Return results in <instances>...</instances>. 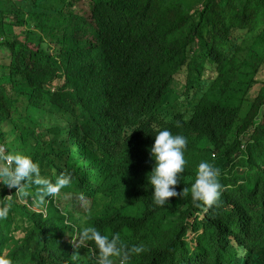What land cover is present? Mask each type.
Here are the masks:
<instances>
[{"label":"trees","instance_id":"obj_1","mask_svg":"<svg viewBox=\"0 0 264 264\" xmlns=\"http://www.w3.org/2000/svg\"><path fill=\"white\" fill-rule=\"evenodd\" d=\"M165 128L187 139L177 193L220 169L207 211L153 203ZM0 144L70 176L45 205L0 185L12 264H94L84 217L144 246L127 264H264V0H0Z\"/></svg>","mask_w":264,"mask_h":264},{"label":"clouds","instance_id":"obj_2","mask_svg":"<svg viewBox=\"0 0 264 264\" xmlns=\"http://www.w3.org/2000/svg\"><path fill=\"white\" fill-rule=\"evenodd\" d=\"M187 139L183 135H173L168 129H161L154 136V144L150 148V155L154 161L151 172L147 175L151 186L153 203L160 207L169 203V198L186 195L190 191L193 202H200L206 206L205 211L217 203L222 191L219 182L220 169L213 163L201 161L196 170L194 182L190 189L184 188L177 193L175 186L180 182L186 160L185 149ZM70 183V176L61 173L51 180L41 174L38 161L20 152L7 151L0 144V185L15 190V195L24 200L32 199L38 205H45L58 197L61 190ZM11 191L7 193L10 198ZM10 205L5 202L0 206V221L7 218ZM88 217L80 221V226L71 236L75 248L88 247L94 255V264H113V258L119 257V264H127L133 255H139L145 249L141 245H133L125 250L119 233H112L111 237L94 225L86 223ZM78 255H74L75 260ZM0 264H12V261L0 254Z\"/></svg>","mask_w":264,"mask_h":264},{"label":"rangeland","instance_id":"obj_3","mask_svg":"<svg viewBox=\"0 0 264 264\" xmlns=\"http://www.w3.org/2000/svg\"><path fill=\"white\" fill-rule=\"evenodd\" d=\"M43 1L45 3H47V4H53V5H55L58 0H43ZM189 235L191 236V232H189Z\"/></svg>","mask_w":264,"mask_h":264}]
</instances>
